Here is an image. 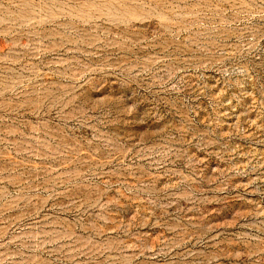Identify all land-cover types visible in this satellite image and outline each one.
<instances>
[{"label":"rangeland","instance_id":"rangeland-1","mask_svg":"<svg viewBox=\"0 0 264 264\" xmlns=\"http://www.w3.org/2000/svg\"><path fill=\"white\" fill-rule=\"evenodd\" d=\"M0 264H264V0H0Z\"/></svg>","mask_w":264,"mask_h":264}]
</instances>
